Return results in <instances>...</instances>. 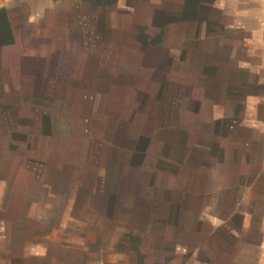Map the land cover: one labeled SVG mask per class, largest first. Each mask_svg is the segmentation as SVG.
<instances>
[{"label": "crops", "instance_id": "0c3cea01", "mask_svg": "<svg viewBox=\"0 0 264 264\" xmlns=\"http://www.w3.org/2000/svg\"><path fill=\"white\" fill-rule=\"evenodd\" d=\"M31 4L0 0V103L82 120L118 167L91 179L148 217L142 246L264 264V0Z\"/></svg>", "mask_w": 264, "mask_h": 264}, {"label": "rangeland", "instance_id": "374dc122", "mask_svg": "<svg viewBox=\"0 0 264 264\" xmlns=\"http://www.w3.org/2000/svg\"><path fill=\"white\" fill-rule=\"evenodd\" d=\"M81 83L77 96L88 89ZM59 107L0 103V264H210L205 249L198 255L191 245L179 257H169L160 241L142 246L133 219L144 225L148 217L132 209L130 192L120 200L100 192L94 172L110 175L118 167L94 164L107 149L89 143L82 120Z\"/></svg>", "mask_w": 264, "mask_h": 264}]
</instances>
